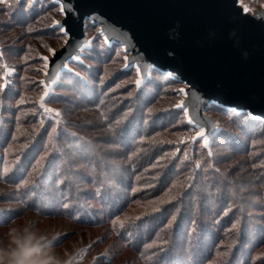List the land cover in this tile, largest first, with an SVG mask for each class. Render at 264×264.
I'll list each match as a JSON object with an SVG mask.
<instances>
[{"label":"rangeland","instance_id":"rangeland-1","mask_svg":"<svg viewBox=\"0 0 264 264\" xmlns=\"http://www.w3.org/2000/svg\"><path fill=\"white\" fill-rule=\"evenodd\" d=\"M15 1L18 0H10L13 4L11 8L0 3V48L2 47L6 54L5 60L0 59V74L6 72L2 66L4 63L8 65L7 71L15 69L7 79L10 87L0 92V124L3 122V117H6L5 115L8 116L7 121L10 122L12 117L14 120L10 139L0 141V264H159L160 254L162 255L164 252V249L158 247L163 245L162 239L148 243L147 251L139 249L136 241L140 236L135 231L136 222L134 223V219L151 211L147 209L152 207L146 204L150 200L165 201V203L157 205L156 208L160 209L166 205L179 207L182 204L178 203L176 198H171L168 192L165 194L163 191L159 192L160 194L157 192L158 187L163 186L167 178L173 175L172 171L175 170L180 173L176 176L173 184L183 183L182 189L188 188L190 192L197 189L194 186L197 181H200L201 184L223 183L228 195L237 197V202L234 204L227 202L215 204L217 206L215 209L217 210L215 216L217 222L220 223L221 217L217 215L223 213L221 221L223 223L230 221L231 223L224 229L227 238L218 243L217 249L206 264H217L222 259L228 260L224 264H264V129L255 140L249 141L246 154L234 151L233 147L235 146L230 141L211 138L210 147L213 155L209 157L208 150L203 147L202 143H194L187 139L195 134V130L184 122L183 113H175L169 116L170 119H173L169 128L156 132L151 138L153 141L149 138L140 140L148 143L153 142L154 145H162L163 148L171 146L156 158L158 164L136 173V181L130 188L131 193L135 194V199L123 211L109 213L108 206L106 208L105 204L100 201V192L97 190L94 191L95 197H92L91 201H83L84 198L81 197L79 202V199H76V193L71 192V186L75 190L83 191L82 196L86 194L84 191L90 193L93 191L87 184L78 185L79 183H76L77 179L81 178L79 172L83 171L82 168L73 164L74 157L71 156L70 159L66 157L72 165L70 174H77L74 179L75 183L71 185L65 178L69 173L65 172L68 167L66 168L64 160L58 159L55 163L50 164L51 160L46 159L45 153L49 149L60 151L59 144L61 143L57 141L60 140L62 130L71 128L77 134L76 136L79 135L85 141H91L92 147L98 151H94L97 153L95 155L93 152L91 153L95 156L94 165H96L95 160L97 159L106 161V164H109L107 167H111V171L117 173L115 178L119 180L124 166L119 160L114 159L115 150L120 148L114 144V141L119 137L110 134L107 128H104V120L95 109L79 106L77 94L73 90H69L68 86H57L60 81L67 85L69 80H65L62 76L67 73V69L61 72L50 88V92L61 97L46 100L44 107L61 109L62 115L68 123L57 125L55 115L41 108L39 97L43 92V86L39 84V81L45 68L44 62L39 57L41 55L49 56L51 53L48 52V48L59 47L66 36L59 32L58 36L34 37L32 36L33 30L29 31L32 27H14L12 15L20 7L16 6ZM240 2L247 5L252 11L259 8L258 0H240ZM60 16L57 6V12H46L45 16H42L34 26L39 27L42 23H47L51 27L52 21L57 20ZM52 29L59 31L56 27ZM86 33L89 37V48L103 50L104 44H111L104 40L99 32V26L92 25L89 21ZM120 47L122 51L119 50L120 48H114L111 51L109 56L111 60L105 66L95 64L92 57L86 58L84 56L86 53L92 56L93 52L88 50L89 48H84L81 55L83 63L91 65L93 68L97 65L95 67L99 70L105 68V75L108 73L111 75L119 69L127 68L124 66L125 60L123 59L126 54L122 46ZM18 48L25 49V51L19 58H15L11 54ZM73 62L77 61L72 60L67 63V66L72 68ZM21 64L22 66H20ZM131 67L134 68L135 75L129 74L121 80H115V86L110 87L107 93L105 92L110 94L107 99L114 102L111 105L113 111H116V107L119 108L122 100L128 103V99L133 95L134 84L132 81L136 79V68ZM16 82L22 83V88L17 89V86H14ZM117 85L120 87L118 88ZM180 87H183L182 83L179 86L164 85L163 95L154 107L167 108L171 104L179 102L182 96L173 93L171 89ZM129 93L132 95L129 96ZM21 97H23L22 103L20 102ZM9 106H12V111L14 110L13 116L4 112L5 109L9 111ZM215 107L216 105H211L207 109V113L219 126L215 137H219L217 135L221 128H224L226 132L238 135L239 129L231 123L230 118L217 112ZM126 111L127 109L124 112ZM7 121L4 122L5 130L6 127H11L8 126L10 123ZM177 121L181 123H177ZM32 122L35 123V135H37L36 132L43 129L46 123H48L46 128L48 133L52 131L54 125L58 126V133L51 138L48 135L47 138L40 137L37 138V141H28L29 131L27 130L29 127L33 128ZM146 128L147 124L145 123L143 129ZM1 138L4 136L2 135ZM73 141L79 140L74 137ZM41 147L43 150L39 152ZM86 147L85 150L88 152L89 147ZM165 155L173 159L174 170L170 169V173L168 176L166 175L163 182L160 179L164 174L160 173L161 165L170 164L164 161ZM17 157L20 159L17 160ZM247 160H251L252 165H255L251 168L253 170H250V166L246 164ZM28 161H32L31 166L36 167L33 173L25 171ZM209 161H211V167H209ZM197 163L203 168L202 166L197 168L195 166ZM55 167L57 170L53 171ZM217 168L220 169L219 172L215 171ZM40 172L48 177L44 183L38 182ZM73 172L75 173L73 174ZM101 174L110 177L108 176L109 171L101 172ZM60 176L65 179L59 178ZM21 179H26L28 183L18 188L17 185ZM183 179L184 181L181 182ZM107 184L109 189L110 186L113 190L116 189L115 192H119L118 188H122L116 184L108 182ZM133 188H136L137 191L133 192ZM204 190L206 189L199 187L197 192L202 193ZM65 204L68 205L67 208L64 207ZM74 207H76V211L79 210V207L82 209L80 210L83 213V218L77 216L76 211H72ZM234 213L236 219L232 218ZM198 214L199 209L196 206L193 213L186 217V223L191 216L196 221ZM117 217L119 219H116ZM144 217H139V220ZM243 217L253 225L248 232L252 237L251 242L242 243V238H240L242 233L245 234V231L240 232ZM89 219L94 222H89ZM144 223L143 226L141 224L142 233L146 235L142 236L143 239L147 237L145 229L148 222ZM234 223L236 224L235 228L232 227ZM195 224L198 227L200 222L198 223L197 220ZM191 238L188 236L185 243V240L180 238L181 245L184 247L182 249L187 252H190L191 249V244L188 242ZM250 239L249 237L248 240ZM90 245L91 247H89ZM234 254L237 256L235 257ZM101 255L103 258H100Z\"/></svg>","mask_w":264,"mask_h":264},{"label":"trees","instance_id":"trees-1","mask_svg":"<svg viewBox=\"0 0 264 264\" xmlns=\"http://www.w3.org/2000/svg\"><path fill=\"white\" fill-rule=\"evenodd\" d=\"M14 3L16 4V6H20L12 15L14 18V27L30 26L32 27V36L34 37L60 35L59 31L52 29L54 27H50L47 23H42L40 26L38 25L39 27L34 26L35 23L42 18V16H45L46 12H57V5L54 2H52L51 0H18ZM114 48H120L119 50H121L120 45L116 43H111L109 45L104 44L103 50H95L93 48H89L88 50L92 51L93 55L90 56V54L88 55V53H86L87 55L85 54L84 56H86V58L92 57V60L95 64H103V66H105L107 62L111 60V57L109 58V56L111 55V51L114 50ZM24 51L25 49L22 50V48H18L11 55L15 58H19L20 55L24 53ZM5 56L6 54L4 55L3 59L6 58ZM20 66H22V64ZM95 66L93 68V66L86 65L85 63L80 64L78 62H73L72 68L75 72L80 73L81 77L87 78L88 87H85L83 80L77 78L74 73L69 72L62 75L65 80H69L67 81V85L63 84L60 81L59 83H57V86H68L67 88L69 90H73L77 94L76 97L78 98L79 106L86 109H95L97 113H103L104 116H107L109 118V121L120 119V117L125 113L124 111L126 109H133L132 113L129 114L126 120L120 121V124L115 129V132L109 131L107 129L110 134L118 135L119 137V139L114 141V144L119 146L121 149L118 148L115 150L116 152L114 153V159L119 160L124 165L122 168L123 171H121L122 174L120 176V179L117 180L115 178V175L117 173L112 172L111 167H107L109 166V164H106V161L103 162L97 159L95 160L96 165H94V155L97 154L96 152L98 151H96L95 148L92 147V145L90 144L91 141H85L82 136H76L77 140L79 141H73L74 137L69 135V133H73L71 128L62 130V135H60L59 137L60 140L57 141L58 143H61L59 144V146H61L60 151L57 152L49 149L46 152L47 154H45V156L46 159L51 160H49L50 164H52V162L55 163L56 161H58V159L64 160L66 168L68 167L65 172L67 174L69 173L65 178L67 182L71 183V185L75 183L74 179L76 178L77 174H70V172L72 171V165L68 160L70 159L69 157H74L73 164L78 168H82L83 170L79 172L81 178L77 179L78 181L76 183H79L78 185H82L83 183L87 184L88 187L90 186L91 189H93V191H91V189L90 191L92 193L84 191L86 194H83L82 196L81 193H83V191L75 190V188L71 186V192L76 193V199H79V202L82 198H84L83 201L89 202L93 199L92 197H95L94 191H99V199L103 202V204H105L106 208L108 206L107 211H109L110 213L113 211L116 212L118 210L123 211L130 204V202L135 199V194L131 193L130 188L133 187L136 181V173L145 170L147 167L158 164L156 158L160 157L162 153L171 146L169 145L163 148L162 145H154L153 142L148 143L147 141L144 142L140 140L149 138L153 141V139L151 138H153L156 132L163 131L164 129L169 128V124L172 123L173 120L172 118L170 119L169 116L175 113H182L179 109L172 107L173 104H171L167 108L154 107L163 95L162 89L164 85L171 84L174 86H179L181 82L169 77L166 73H163L156 69H152L149 77L145 79V85L140 89H137L136 86L133 85L134 92L132 97L128 99L129 102L126 103L125 100H122L119 108L116 107V111H113L111 105L114 102L110 99H107L108 97H110L109 93L106 94L108 89L115 86V80H121L127 77L129 74L135 75V70L133 67H127L119 69L111 75H108L109 73L105 75V68L103 70H99V68H96ZM100 80H103L104 82L100 83ZM21 84L22 83L20 82H16L14 86H17V89L22 88ZM99 84H101V87H99ZM12 99L14 100V98ZM100 101H103L104 103L100 104ZM9 107V111L5 109L4 112H6L5 114L10 113L13 116L14 110L12 111V106ZM149 108L152 109L151 113L148 112ZM215 109L217 112L228 116L231 123L239 129L238 135H235V133L233 134L226 132L224 128H221L220 133L217 135L219 137H215V139L220 138L221 140L230 141L235 146L233 147L234 151L239 153L242 152L241 154H246L248 147L247 144L249 143V141L255 140L260 135L261 131H263L264 120L249 116L248 113L245 112H236L233 109H227L220 106H216ZM5 116V118L3 117V122H1L0 124V141H8L13 131V117L9 122V120L7 121L6 119L8 118V116ZM5 121L10 123V125L8 126H11L6 127V130V125L4 126ZM109 121H104V128H107V123ZM33 123L34 122L31 123V126H33V128L29 127L27 130L29 131V133L27 134V140L37 141V138L40 137L47 138V136L49 135V131H46L48 123L45 124L43 129H40L39 132H36L37 135L34 134L35 123ZM145 123L147 124V128L144 130L143 128ZM2 135L4 136V138H1ZM86 146L89 147L88 152L85 150V148H87ZM41 150H43L42 147L41 149H39V152ZM92 152L94 155H91ZM133 153H135V155H132ZM130 156L131 159H129ZM66 157H68L69 159H66ZM164 161L170 164L166 166L161 165L160 173L163 172L164 174L160 179L163 182L166 175L168 176V174L170 173V169L171 171L174 170V165H172L174 164L172 163L174 162L173 159L165 155ZM31 164L32 161H28L26 163L25 171H32V173L35 171L36 167L31 166ZM246 164L250 166H248L250 170H253L251 168L255 165H252L251 160H247ZM106 167L107 169H109L108 176L110 177L101 174V172H108L106 170ZM55 170H57V167H55L53 171ZM74 173L75 172H73V174ZM172 173L173 175H170L169 178H167L166 183H163V186L161 185L158 187L157 192L159 193L163 191V194L168 192V195H170L171 198H176V201L182 204L179 207H176V205H166L162 209L159 208V211H152L154 207L156 208L157 205L161 204V201L155 202L150 200L149 202H146V204L152 207L147 210L151 211L140 215L139 217L145 216L142 220L137 219V217L136 219H134V223L136 222L135 231H137V235L140 236V238L136 242L139 246V249L147 251L148 243H150L151 241H157L161 239L162 241H166V243H162L163 245L158 246L160 249H164L162 255L160 254L159 264H206L210 260V256H212L214 251L217 249L218 243L223 241L224 238H227L225 236L226 233L224 229L231 223L230 221L226 223H223L221 221L224 216L222 215L223 213L217 215L221 216L219 219L220 223L217 222V219L215 218L217 211L215 209L217 208V206H215V204H217V202H219L220 204L223 202L234 204L237 202V197H230L228 195L226 187L223 186V183L216 184V182H209L210 184H201L199 183L200 181H197L194 185L197 189H194L190 192L188 188L182 189V186L184 185L183 183H179L178 185L173 184V181L176 179V176H178L180 172H176L175 170L174 172L172 171ZM38 176V182L40 183L46 182L48 178L41 172L38 174ZM59 178H62L63 180L65 179L62 176H60ZM182 181H184V179L181 180V182ZM107 182L122 186V188H118L117 191L119 192H115L116 189L113 190L111 186L110 189L108 188ZM199 187H202L206 190L202 191V193H198L197 191L199 190ZM196 206L199 209V214L196 216V221L198 220V223L200 222L198 227H196V221L194 220L193 216H191L189 221L186 223V217L193 213ZM80 209L81 208L79 207V210L76 211V207H74L72 211H76V215L80 218H83V213L81 211L82 209ZM73 212L72 214H74ZM173 213L176 214L175 221H173L171 225L165 228V225L168 224V220L172 218ZM232 218L236 219L235 213L233 214ZM143 221L148 222L145 229V231L147 232V237H145L144 239L142 238V236H144L145 234L142 233L143 231L141 230V224L142 226L145 225ZM89 222L94 221L92 219H89ZM241 223L242 224L240 225V232L245 231V234L242 233L240 236V238H242V243L248 241L251 242L252 237L248 234V232L250 231L249 228L253 225L246 221L245 217H243ZM188 236L192 237L191 240L188 241L191 244L190 252L182 249L184 247L181 245L182 242L180 241V238H183L185 240ZM249 237L251 238L250 240H248ZM185 242L187 241L185 240L184 243ZM239 249H237L238 252ZM234 256L236 257L237 254H234ZM231 258L229 259V261L231 260ZM227 261V259H222L217 264H224V262L227 263Z\"/></svg>","mask_w":264,"mask_h":264},{"label":"water","instance_id":"water-1","mask_svg":"<svg viewBox=\"0 0 264 264\" xmlns=\"http://www.w3.org/2000/svg\"><path fill=\"white\" fill-rule=\"evenodd\" d=\"M74 2L79 12L68 18L70 37H65L55 48L56 56L49 55V60L54 62L50 63V69H44L41 78L45 79V72L49 73L52 81L49 91L66 69L65 63L74 60L70 57L82 55L83 49L89 48L86 33L89 21L99 26L107 43L122 46L125 56L132 58L128 67L136 68L138 64L144 80L152 69L166 74L173 72L171 78L183 87H186L184 79H188L197 90L189 100L193 116L201 108L203 115L219 128L207 113L211 105H216L236 112L251 111V116L264 120V103L259 99V90L264 88V21L249 16L242 24L232 27L234 17L245 15L240 0ZM260 11L259 7L253 13ZM64 19L61 15L57 20ZM65 40H69L67 45ZM172 48H177L181 55L169 56ZM193 65L203 71L193 73ZM240 75L247 80V88L223 86ZM184 99L182 96L180 101Z\"/></svg>","mask_w":264,"mask_h":264},{"label":"snow or ice","instance_id":"snow-or-ice-1","mask_svg":"<svg viewBox=\"0 0 264 264\" xmlns=\"http://www.w3.org/2000/svg\"><path fill=\"white\" fill-rule=\"evenodd\" d=\"M0 3L4 4L6 7L11 8L13 7V4L10 2V0H0ZM56 5L58 6L59 13L65 17L64 20H53L52 24L59 30V32L66 37H70V28L68 27V18H70L73 14H78L79 10L76 6V3L74 0H55ZM259 7L261 11L258 14H254L252 9L249 8L247 5H241L242 11L245 14L243 17L241 16H236L231 20V26L232 27H237L238 25L242 24L245 20L248 19L249 16H251L253 19L259 18L261 21H264V0H258ZM29 31H32V29H29ZM69 43V40H65V45ZM66 50V49H65ZM127 51V49H125ZM48 52L51 53L52 56H56V49L49 47ZM5 53L0 48V59L4 57ZM169 56H172L173 58L179 57L181 53L177 48H172L170 52H168ZM71 59L76 60L78 63L82 64L83 60L81 55H76L75 57H70ZM40 60L44 62V68L50 69V63H53L54 61L49 60V56L47 55H41L39 57ZM123 59L126 61L125 67H128L132 63V58L125 56ZM5 69L6 72L4 74H0V92L8 89L10 87L9 83L7 82L8 76L11 75L12 72L15 71V69H11V71H7L8 65L4 63L2 65ZM64 67L67 69V72L69 73H74V75L77 78H80L83 80L85 87H88L87 83V78L86 77H81L80 73L75 72L73 68H70L67 66V63H65ZM191 71L193 73H199L203 71L202 68L193 65L191 68ZM45 79L40 80L39 84L43 86V92L41 93L39 97V103L41 108H44V110L50 114H54L55 117L57 118V125H63L67 124L68 121L63 117L62 115V110L61 109H54V108H45V102L46 100H51L55 98V93L49 91V86L51 85L52 81L48 78L49 73L45 72ZM167 75L169 77L173 76V72H168ZM103 80H100V83H103ZM186 85V87H180V88H172L171 91L177 95H181L185 97L186 99L181 100L177 102L176 104L172 105V107L179 109L180 112L183 113L184 116V122L188 126H190L193 130H195V134L192 136L187 137V139L193 141L194 143L200 142L202 143L203 147L208 150L207 155L211 157L213 155V152L210 147V138L214 139L216 134L218 133L219 129L217 128L216 124H214L208 117L203 115V111L201 108H197L196 115L193 116L191 114V106L189 104V100L193 95H196L197 90L194 89L193 84L188 80L184 79L183 81ZM132 83L136 86L137 89L142 88L145 85V80L143 77V73L139 67V65H136V79L132 81ZM220 86V85H218ZM224 87H239V88H247L248 87V82L247 80L242 76H238L236 78H233L231 81H226L223 84ZM119 88L120 85H117ZM129 96L132 95V93L128 94ZM259 99L261 103H264V88H261L259 90ZM21 103L23 102V97H21ZM103 101H100V104H103ZM203 103V101H202ZM133 109L128 108L127 111L120 117V119L114 120V121H109V118L107 116H104L103 113H101L102 119L104 121H109L107 123V129L109 131L115 132V129L119 126L121 120H126L129 116L130 113H132ZM148 112L151 113L152 109L149 108ZM248 115L251 116L252 112L249 111ZM177 123H181L180 121H177ZM58 133V126L54 125L52 127V131L49 133V137H53ZM69 135L76 137V133H69ZM182 143L184 141H181ZM47 154V153H45ZM132 155H135L133 153ZM20 157H17V160H19ZM131 159V156L129 157ZM38 164L40 163L39 161L37 162ZM197 168L200 167V164L197 163L195 165ZM211 161H209V167H211ZM216 172H219L220 169H216ZM28 181L26 179H21L20 183L17 185L19 188L21 185H26ZM133 192H136L137 189L133 188ZM171 199V198H170ZM161 203H165V201H161ZM65 208L68 207L67 204L64 205ZM159 208H153L152 211H159ZM116 219H119L118 217ZM139 219V217H137ZM176 215L173 213L172 218L168 220V224L165 225V228H167L169 225L175 221ZM113 223H115V220H113ZM233 228L236 227V224L234 223L232 225ZM161 243H166V241H161ZM91 247V245L89 246ZM100 258H103L101 255Z\"/></svg>","mask_w":264,"mask_h":264},{"label":"bare ground","instance_id":"bare-ground-1","mask_svg":"<svg viewBox=\"0 0 264 264\" xmlns=\"http://www.w3.org/2000/svg\"><path fill=\"white\" fill-rule=\"evenodd\" d=\"M253 117V116H252Z\"/></svg>","mask_w":264,"mask_h":264}]
</instances>
